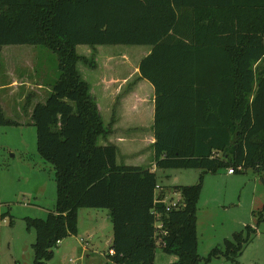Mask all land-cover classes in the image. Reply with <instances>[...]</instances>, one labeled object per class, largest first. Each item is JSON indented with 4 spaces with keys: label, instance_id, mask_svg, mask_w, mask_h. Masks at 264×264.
I'll return each mask as SVG.
<instances>
[{
    "label": "trees",
    "instance_id": "1",
    "mask_svg": "<svg viewBox=\"0 0 264 264\" xmlns=\"http://www.w3.org/2000/svg\"><path fill=\"white\" fill-rule=\"evenodd\" d=\"M83 44L152 47L139 70L155 88L157 169L264 172V0H0V52L40 45L58 61L50 94L31 113L38 152L56 184L47 217L27 219L35 230L33 264H50L58 241L77 232L84 207L109 211L111 264H151L157 238L163 252L177 255L173 264L236 257L242 232L206 257L197 253L200 183L171 185L180 204L166 210L152 166L118 163L114 144H98L107 128L77 69L79 61L95 67L77 52ZM12 124L0 106V126ZM153 211L166 234H156Z\"/></svg>",
    "mask_w": 264,
    "mask_h": 264
},
{
    "label": "rangeland",
    "instance_id": "2",
    "mask_svg": "<svg viewBox=\"0 0 264 264\" xmlns=\"http://www.w3.org/2000/svg\"><path fill=\"white\" fill-rule=\"evenodd\" d=\"M14 47H24L22 58L28 61L24 64L26 61L22 59L14 66H26L30 72L34 66L41 81L47 84L41 90V98L44 99L49 84L51 87L59 75L56 54L40 45ZM147 48L148 45L123 44L95 45L92 48L83 44L77 45L76 50L80 54H91L94 62V55H98L101 66L113 65L114 72L122 76L131 69L122 68V62L134 64L139 52ZM11 51V48L4 49L7 63ZM7 68L13 70L12 65ZM2 71L6 73L5 67ZM156 173L159 186L156 193L161 186L166 201L181 198L179 191L171 185L200 183L196 203L197 253L200 257H206L213 248L224 245L225 240L232 239L235 233L242 232L246 237L236 257L219 255L210 261L200 260L198 264H264V172L248 167L232 175L226 168L216 172H205L200 168H167L157 169ZM55 200L54 169L38 152L35 126H0V214L3 215L0 219V264H33L35 230L28 226L27 219L46 218ZM248 225L252 230L246 228ZM111 235L108 209L79 208L77 232L53 248L49 263L111 264L107 257ZM157 239L151 264H173L178 259L177 255L163 252L160 239Z\"/></svg>",
    "mask_w": 264,
    "mask_h": 264
},
{
    "label": "crops",
    "instance_id": "3",
    "mask_svg": "<svg viewBox=\"0 0 264 264\" xmlns=\"http://www.w3.org/2000/svg\"><path fill=\"white\" fill-rule=\"evenodd\" d=\"M4 45L0 52L2 61L0 71V106L5 118L14 122L12 125L33 124L31 113L38 102H45L50 94L41 98L43 85L41 76L28 67H15L17 61L22 60L24 47H9ZM31 46V45H30ZM11 48L8 63L4 56V49ZM93 48V47H92ZM152 50L148 48L139 52L134 64L122 62V68L131 67L130 71L118 76L113 65L99 64V56L94 55L95 67H90L79 61L77 69L81 77L90 86V93L94 97L98 111L103 120L107 133L98 137V144H114L116 146V161L126 165L157 168L153 161V143L155 141L152 130L155 109V88L146 78H140L139 63ZM27 54V53H26ZM80 54V53H79ZM90 58L91 54L81 53ZM24 64H28L26 58ZM111 60V59H110ZM5 64V66H4ZM8 64V65H7ZM32 64V63H31ZM111 64V63H110ZM12 65L13 70L7 68ZM124 65V66H123ZM5 67L6 73H3ZM28 70V72H27ZM36 72V74H34ZM51 92V91H50ZM24 102V104H23ZM9 115L11 117H9ZM22 117L23 120H19ZM34 125V124H33ZM228 173V171H227ZM233 174V173H228Z\"/></svg>",
    "mask_w": 264,
    "mask_h": 264
},
{
    "label": "built area",
    "instance_id": "4",
    "mask_svg": "<svg viewBox=\"0 0 264 264\" xmlns=\"http://www.w3.org/2000/svg\"><path fill=\"white\" fill-rule=\"evenodd\" d=\"M227 171H228V173H234L233 172V169L232 168H228L227 169ZM156 188H159V186L158 185H156ZM155 188V190H157ZM162 188H161V186H160V189L158 190V191H160ZM157 191V192H158ZM156 202H158V201H160L159 199H156L155 200ZM163 201L165 202V204H166V210H170L171 208H177L178 206H179V204H180V198H178L177 200H175V201H166V199H165V196H164V199H163ZM153 213L155 214V228H156V234H159V233H161V234H166V231L162 228V223H161V221H160V219H159V214L157 213V212H155V211H153ZM60 241H58V243H59ZM114 253V251L113 250H109V254H113ZM71 260V259H70Z\"/></svg>",
    "mask_w": 264,
    "mask_h": 264
},
{
    "label": "water",
    "instance_id": "5",
    "mask_svg": "<svg viewBox=\"0 0 264 264\" xmlns=\"http://www.w3.org/2000/svg\"><path fill=\"white\" fill-rule=\"evenodd\" d=\"M110 243V239H109V241H108V244Z\"/></svg>",
    "mask_w": 264,
    "mask_h": 264
}]
</instances>
